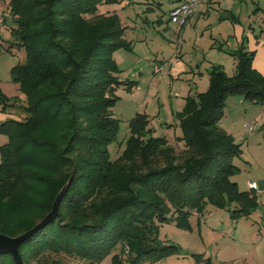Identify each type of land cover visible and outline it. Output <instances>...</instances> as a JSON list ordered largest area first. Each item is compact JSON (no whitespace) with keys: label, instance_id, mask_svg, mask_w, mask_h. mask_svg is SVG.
Returning a JSON list of instances; mask_svg holds the SVG:
<instances>
[{"label":"trees","instance_id":"trees-1","mask_svg":"<svg viewBox=\"0 0 264 264\" xmlns=\"http://www.w3.org/2000/svg\"><path fill=\"white\" fill-rule=\"evenodd\" d=\"M123 1H9L16 22L10 47L26 51V61L11 70L26 95V115L0 124L8 137L0 147V233L32 229L72 176L59 215L20 244L27 264H79L45 253L100 264L117 248L113 264L153 263L182 254L160 239L163 223L192 229L191 216L204 214L208 204L239 218L260 203L256 190H241L231 179L240 171L233 160L241 143L220 125L230 94L264 106V73L253 66L256 51L246 36L229 50L235 73L213 65L208 89L189 94L176 113L183 148L153 136L149 115L137 112L123 152L111 158L108 147L119 129L115 89L123 83L114 53L133 46L119 14L100 8ZM0 104L6 110L17 103L0 94ZM205 263L213 264L210 258ZM0 264L16 263L7 253Z\"/></svg>","mask_w":264,"mask_h":264},{"label":"rangeland","instance_id":"rangeland-1","mask_svg":"<svg viewBox=\"0 0 264 264\" xmlns=\"http://www.w3.org/2000/svg\"><path fill=\"white\" fill-rule=\"evenodd\" d=\"M9 1L0 0V11L4 13L0 25V94L17 104L6 110H2L0 104V124L1 118L22 120L26 115L23 111L26 95L20 83L14 81L11 75L13 66L26 61V51L15 45L10 47L15 39L12 28L16 27V22L10 12ZM129 1L131 3L128 5ZM175 1L126 0L123 4L101 5L103 13L119 12L126 31L125 38L133 41V51L121 48L114 53L119 68L117 75L123 83L115 89L118 100L113 107V115L119 119V129L108 147L112 159L123 152L130 135V120L137 112L149 115L153 136H164L175 149L183 148L184 141L178 139L182 136V130L175 116L183 110L186 97L208 89L213 65L226 64L224 70L228 74H233L236 69L235 58L229 52L237 49L233 39L230 38L222 49L218 46L211 48L210 45L216 38L222 40L220 31L225 34V30L229 32L231 29L227 26L229 24L219 21L222 12L216 8L217 3H211L208 16H203L196 25L187 24L183 32L177 30V23L167 21L170 5ZM221 1L224 6L234 8L243 25L251 23L249 28H256L258 35L264 34V0ZM148 6L152 9L148 10ZM157 19L163 22L159 23ZM167 25L169 27L164 29ZM177 60L183 61L188 69L193 67L195 71L199 70V73L195 76L190 71L175 74L170 67L171 62L175 64ZM131 81L133 84L129 87ZM225 111L220 124L233 130V136L242 148L241 154L233 160L240 171L231 179L239 184L241 190H250L248 181L264 178V106L259 102L244 100L242 95L230 94L226 99ZM245 122H252L254 130ZM71 179L72 176L68 182ZM259 201L258 207L249 215L239 218L233 217L226 208L208 204L204 214L193 213L191 216L192 229L180 227L175 220L163 223L160 226V239L177 244L182 254H172L160 261L145 264H206L207 258L213 264H264V199L261 194ZM117 252L121 253V248L113 253ZM113 253L100 264H113ZM195 254H201L204 260L198 261ZM45 256L47 259L62 258L67 263L89 264L64 253H45Z\"/></svg>","mask_w":264,"mask_h":264},{"label":"crops","instance_id":"crops-1","mask_svg":"<svg viewBox=\"0 0 264 264\" xmlns=\"http://www.w3.org/2000/svg\"><path fill=\"white\" fill-rule=\"evenodd\" d=\"M183 1H185V0H176L175 2H173L170 5V8H169V19L167 21H171L170 20V11H171V9L174 8L176 5L180 4ZM123 2H121L120 4H123ZM130 3H131V1H129L127 4L129 5ZM147 3H148V1H147ZM211 3H215V4L217 3V7L216 8L220 9L221 12H222V14H220L219 21L220 22H224V23L226 22V24H229L227 26H230V28H231L229 30V32H227V30H225V34H224V31H220L219 35L221 36L220 38H222L223 41L216 38L210 44L211 48H212V46L213 47L214 46L215 47L216 46L225 47V44L227 43V41H229L230 38H231V40L233 39L236 42V47L238 48V46L243 41V37L246 36L247 37L246 38V43H247L248 48L250 50H255L256 51V55H255L254 61H253V66H254V68H256L261 73H264V34L261 33V34L258 35L256 28H253V29L251 27L249 28V25L251 23L248 26L243 25L241 20H240V18L236 15V13H234V8L232 6H226V5L224 6V4H223V2L221 0H216V1L215 0H207L204 3H202L198 7L197 11L190 17L188 23H186L185 25L176 24L175 27L177 28V30L184 32L187 29V26L189 24L194 23V25H196V23H199V21L201 20V18L203 16H208L210 14ZM158 4H160V3H158ZM147 9L150 10V9H152V7L148 6ZM114 11H116L119 14V12L117 10H114ZM232 16H234V19L232 18ZM157 22L162 23L163 21H162V19H157ZM168 27L169 26L167 25V26H164L163 28L167 29ZM125 34H126V31H125ZM132 46H133V44H132ZM219 49H222V48H219ZM176 55H177V52L175 54V57H177ZM178 58H179V55H178ZM171 64H172V66L170 67V69L175 71L174 72L175 74L178 73V75H180L181 72H189V71L193 73V76H195L197 73H199V70L195 71L193 67H190L188 69V67H186V65L181 60L175 61V64L171 62ZM225 65L226 64L223 63L221 66L223 68H225ZM234 67H236V59L234 60ZM197 69H199V64H197ZM235 71H236V69H235ZM235 71H234V73H235ZM201 74H203V73H201ZM233 74H230V75H233ZM240 100L242 101V97H241ZM242 102L244 103L245 101H242ZM245 109H246V104H245ZM246 113H247V110H246ZM1 117H4V115H1ZM1 119H2L1 121L3 122L4 119L3 118H1ZM247 123H249V122H245L246 126H247ZM220 125L226 131H228L229 133H231L233 135L235 134L233 132V130H230V128L225 127L223 124H220ZM253 130H254V128H253ZM7 140H8V137L6 135L0 134V144L3 145L4 143L7 142ZM250 181H256L259 189H264V178L259 179V180L258 179L257 180L253 179V180H250ZM247 185H249V181L247 182ZM248 187H249V189H251L250 186H248ZM257 193L260 194V192L258 190H257Z\"/></svg>","mask_w":264,"mask_h":264},{"label":"water","instance_id":"water-1","mask_svg":"<svg viewBox=\"0 0 264 264\" xmlns=\"http://www.w3.org/2000/svg\"><path fill=\"white\" fill-rule=\"evenodd\" d=\"M70 182V181H69ZM69 182L65 185L62 191L58 194L52 210L32 229L16 236H10L7 234L0 233V254H11L16 264H26L23 260L22 255L20 253V244L36 233L41 228L45 227L48 223H50L57 215H59V204L60 201L69 185Z\"/></svg>","mask_w":264,"mask_h":264},{"label":"built area","instance_id":"built-area-1","mask_svg":"<svg viewBox=\"0 0 264 264\" xmlns=\"http://www.w3.org/2000/svg\"><path fill=\"white\" fill-rule=\"evenodd\" d=\"M207 0H185L176 5L170 11V20L179 25L188 23L190 17L197 11L198 7ZM4 13L0 11V25L3 23ZM177 56V55H176ZM247 126L253 130L252 122L247 123ZM251 189L258 190L264 199V189H259L256 181H249Z\"/></svg>","mask_w":264,"mask_h":264}]
</instances>
